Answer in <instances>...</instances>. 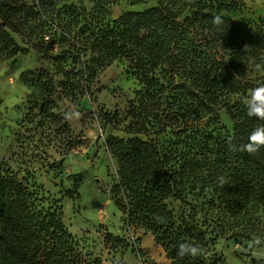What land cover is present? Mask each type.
<instances>
[{
  "label": "trees",
  "instance_id": "1",
  "mask_svg": "<svg viewBox=\"0 0 264 264\" xmlns=\"http://www.w3.org/2000/svg\"><path fill=\"white\" fill-rule=\"evenodd\" d=\"M236 6V0H154L110 21L102 10L88 12L81 4L60 10L53 0H0V64L24 52L15 36L39 54L45 36L50 43H66L64 51L51 57V66L39 60L38 68L24 75L31 88L24 121L36 123L34 129L67 134L68 125L53 111L55 99L65 98L78 109L99 71L120 58L131 65L141 88L126 111L130 121L125 127L115 113L78 112L134 135L107 138L118 176L111 198L128 224L151 233L169 264L227 263L216 254L215 240L197 224L175 219L167 200L187 203L186 191L209 190L226 220L242 223L247 233L255 227L247 221L249 213L264 209V148L250 155L230 150L227 142L232 137L237 149L247 143L259 122L247 115L243 100L264 83V17L238 23L221 15ZM217 16L220 23L213 22ZM253 73L256 80L249 78ZM221 110L232 122L230 129L217 126ZM202 116L214 125L202 124ZM168 134L174 140L159 139ZM220 176L226 180L223 186ZM68 195L74 199L76 188ZM105 240L125 245L109 233ZM185 242L199 245L202 254L178 256L177 248ZM0 264L103 263L81 255L60 207L45 206L27 176L1 163Z\"/></svg>",
  "mask_w": 264,
  "mask_h": 264
},
{
  "label": "rangeland",
  "instance_id": "2",
  "mask_svg": "<svg viewBox=\"0 0 264 264\" xmlns=\"http://www.w3.org/2000/svg\"><path fill=\"white\" fill-rule=\"evenodd\" d=\"M24 1L31 4L33 0ZM236 1L233 10L221 15L238 23L264 17V0ZM53 2L60 10L81 4L89 12L96 7L107 14L110 21L125 11L142 10L154 4V0H141L136 5L128 0ZM47 35L55 38L53 33ZM14 38L24 52L0 64V164L27 176L44 196L45 206L61 208L62 221L77 241L83 257L99 259L103 264H169L151 233L128 224L111 198L110 192L118 176L117 163L106 146L107 138L111 135L127 139L134 135L106 127L100 119H86L78 112L115 113L121 120V127H125L130 121L126 111L134 102L135 92L141 88L129 62L120 58L99 71L96 79L90 82L89 93L79 99L78 109L67 99L56 98L53 111L60 115L69 131L65 135H54L51 130L34 129L36 123L24 121L30 108L27 95L31 92L24 75L37 69L39 60L42 65L51 66V57L64 51L66 43H50L44 38L39 54L21 38ZM249 78L256 80L257 75L253 73ZM218 115L217 126L230 129L232 122L225 110ZM200 120L202 124L215 123L209 116H202ZM159 139L162 142L174 140L170 134ZM75 188L77 196L73 199L68 191ZM185 194L187 203L172 198L166 201L178 222L186 220L197 224L208 238L215 240V252L227 264L264 262V209L255 211L254 216L249 213L247 221H253L255 227L247 233L241 228L242 223L226 220V211L209 190L197 189ZM228 220L231 223H227ZM107 233L122 239L125 245L107 243Z\"/></svg>",
  "mask_w": 264,
  "mask_h": 264
},
{
  "label": "clouds",
  "instance_id": "3",
  "mask_svg": "<svg viewBox=\"0 0 264 264\" xmlns=\"http://www.w3.org/2000/svg\"><path fill=\"white\" fill-rule=\"evenodd\" d=\"M213 22L220 23L221 18L217 16L214 18ZM247 48L248 46L245 45V50ZM243 103L247 109V115L251 118H254L259 123L249 134L247 143L243 144L238 149L232 143V137H228L227 142L230 150H238L253 155L258 153L261 148H264V83L253 87L249 91L248 95L244 98ZM219 183L221 186L226 183V180L223 176L219 177ZM201 254L202 248L199 245L185 242L179 244L177 248V255L180 257H197Z\"/></svg>",
  "mask_w": 264,
  "mask_h": 264
},
{
  "label": "built area",
  "instance_id": "4",
  "mask_svg": "<svg viewBox=\"0 0 264 264\" xmlns=\"http://www.w3.org/2000/svg\"><path fill=\"white\" fill-rule=\"evenodd\" d=\"M45 39H48V37H47V36H45Z\"/></svg>",
  "mask_w": 264,
  "mask_h": 264
}]
</instances>
